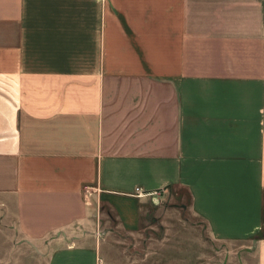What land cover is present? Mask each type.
<instances>
[{"label": "crops", "instance_id": "crops-1", "mask_svg": "<svg viewBox=\"0 0 264 264\" xmlns=\"http://www.w3.org/2000/svg\"><path fill=\"white\" fill-rule=\"evenodd\" d=\"M183 195L264 264V0H0V264H192Z\"/></svg>", "mask_w": 264, "mask_h": 264}, {"label": "rangeland", "instance_id": "rangeland-1", "mask_svg": "<svg viewBox=\"0 0 264 264\" xmlns=\"http://www.w3.org/2000/svg\"><path fill=\"white\" fill-rule=\"evenodd\" d=\"M148 208L150 225L162 227L157 230V236L163 239V243L171 245L164 247L175 249L176 255L186 256L188 260L191 259L192 264H242V261L244 264L255 263L253 248L249 255L241 244L222 243L212 239L205 223L191 212L185 195L181 201L172 203L168 199L157 203L151 201ZM145 237L146 240H152L153 234L146 232ZM36 252L34 250V257Z\"/></svg>", "mask_w": 264, "mask_h": 264}]
</instances>
